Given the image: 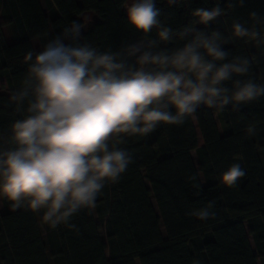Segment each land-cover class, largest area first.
<instances>
[{"label": "trees", "instance_id": "1", "mask_svg": "<svg viewBox=\"0 0 264 264\" xmlns=\"http://www.w3.org/2000/svg\"><path fill=\"white\" fill-rule=\"evenodd\" d=\"M43 2L47 13L40 0H0V79L8 92L0 93V134L5 137L11 123L26 115L10 95L26 74L24 56L34 49L32 39L42 48L71 21L83 27L86 14L93 18L83 41L99 51L147 43L158 31L141 36L127 25L128 0ZM156 7L160 24L174 33L196 28L194 9L220 8L217 20L197 28L221 32L229 58L251 60L246 78L264 81V45L231 37L235 21L256 27L264 37V24L250 18L253 12L264 18V0H156ZM3 26L9 28L10 43ZM182 44L174 36L158 49ZM193 116L195 124L189 115L180 125H162L147 136H126L116 143L132 158L126 171L117 182L105 184L94 209L78 211L66 224L51 228L39 214L0 201V264H264V96L238 109L201 106ZM234 163L245 175L224 186L219 178ZM209 203L214 216L199 219L196 211Z\"/></svg>", "mask_w": 264, "mask_h": 264}, {"label": "clouds", "instance_id": "2", "mask_svg": "<svg viewBox=\"0 0 264 264\" xmlns=\"http://www.w3.org/2000/svg\"><path fill=\"white\" fill-rule=\"evenodd\" d=\"M221 11L196 8L193 24L206 26ZM159 15L156 0H130L127 25L141 36L158 31L154 40L119 51H99L84 42V28L73 20L38 51L26 52V74L10 95L26 115L11 123L7 137L0 134V201L39 214L51 228L66 224L78 211L94 209L105 184L126 171L132 158L115 146L124 137L180 125L201 106L238 109L264 96V81L246 78L251 60L229 58L221 32L193 26L174 33L160 24ZM250 18L264 24L255 12ZM174 36L182 46L158 49ZM231 37L264 45L261 32L240 21L231 25ZM244 175L234 163L219 182L231 187ZM210 209L209 203L195 215L208 219L214 216Z\"/></svg>", "mask_w": 264, "mask_h": 264}, {"label": "rangeland", "instance_id": "3", "mask_svg": "<svg viewBox=\"0 0 264 264\" xmlns=\"http://www.w3.org/2000/svg\"><path fill=\"white\" fill-rule=\"evenodd\" d=\"M40 1H41L42 8H43L44 11L47 13L46 4L43 2V0H40ZM129 3H130V0H128V4H129ZM220 16H221V15H220ZM220 16L216 17L213 21L217 20ZM92 18H93V17H92L91 14H86V15L84 16V25H83V28H84V29H86V28L89 26V23H90V21L92 20ZM213 21H211V22H213ZM211 22H209V23H211ZM209 23H208V24H209ZM208 24H207V25H208ZM200 26H205V25L197 24V25H196V28H197V27H200ZM84 29H83V30H84ZM37 48H39V45H36V49H37ZM0 93L8 94L7 89H6V86H5V82H4L3 79H0ZM191 118H192V120H193V122H194V124H195L194 116L191 115ZM196 132H197V137H198V145H201V139H200V135H199L197 129H196ZM191 155H192V159H193V161H194V164L197 166L195 153L192 152ZM198 176H199L200 181L203 183V178H202V176H201L200 173L198 174ZM0 211H1V212L3 211V208H2L1 202H0ZM36 215H38V214H36ZM244 225H245V224H244ZM245 227H246V225H245ZM161 231H162V233H163V229H162V228H161ZM99 234H100V238H101V240H102V241H105V238H104L103 232L100 231ZM248 239H249V242H250L251 248H252V250L254 251V246H253L252 240H251L250 237H248ZM49 262H50V261H49ZM50 264H51V262H50ZM258 264H259V263H258Z\"/></svg>", "mask_w": 264, "mask_h": 264}, {"label": "crops", "instance_id": "4", "mask_svg": "<svg viewBox=\"0 0 264 264\" xmlns=\"http://www.w3.org/2000/svg\"><path fill=\"white\" fill-rule=\"evenodd\" d=\"M0 21H2L1 12H0ZM2 33L4 35V39H5L6 43H10L11 42V35H10V31H9L8 26L2 27ZM31 43H32V46L35 50L38 51L41 48L38 39H32ZM36 45H39V48L36 49Z\"/></svg>", "mask_w": 264, "mask_h": 264}]
</instances>
